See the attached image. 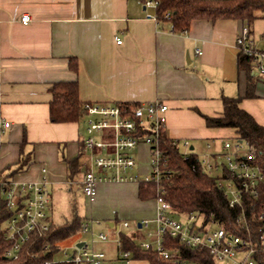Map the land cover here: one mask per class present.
Wrapping results in <instances>:
<instances>
[{
  "label": "crops",
  "instance_id": "crops-1",
  "mask_svg": "<svg viewBox=\"0 0 264 264\" xmlns=\"http://www.w3.org/2000/svg\"><path fill=\"white\" fill-rule=\"evenodd\" d=\"M147 13L152 11L143 0H0V176L18 184L45 181L49 214L53 198L70 195L71 188L86 207L77 214L82 221L130 224L156 215L154 199H138L133 182L99 183L95 201H85L80 173L69 180L65 162L77 159L80 172L89 164L85 122H50L53 83L77 82L83 104L165 103L167 137L188 140L196 156L220 153L225 142L238 141L236 129L207 127L203 116H222V97L244 95L248 82L235 46L243 24L193 20L178 34L168 21L148 19ZM251 38L264 52L263 18L254 21ZM70 58L78 62L76 72L69 69ZM251 83L256 97H242L239 108L264 128V81ZM134 156L133 172L147 173L149 147L140 144ZM22 157L29 164L10 176Z\"/></svg>",
  "mask_w": 264,
  "mask_h": 264
},
{
  "label": "built area",
  "instance_id": "built-area-1",
  "mask_svg": "<svg viewBox=\"0 0 264 264\" xmlns=\"http://www.w3.org/2000/svg\"><path fill=\"white\" fill-rule=\"evenodd\" d=\"M144 8L150 9L148 19H157L158 0H143ZM169 18V12L164 14ZM29 21L27 15L21 17V22ZM171 28V24H170ZM116 44L120 39L115 38ZM235 46L239 53L250 58V66L258 75H264V52L253 43L249 28L243 26L236 35ZM200 54V51H196ZM122 103L101 105L98 103H85L86 111L84 149L89 152V164L81 167L82 195L87 203H93L97 194V185L102 182H153L159 184L162 179H168L171 172L167 166V157L158 143L160 131L165 130L166 111L165 103L154 100L148 103H137L131 110L123 107ZM8 123L3 124V128ZM145 130V133L139 132ZM148 132V133H147ZM140 144L149 147V171L137 174L134 151ZM183 158L192 155L189 141L171 140ZM209 147V146H208ZM220 153H206L197 156V164L211 175H228L218 180L217 185L222 189L229 208H241V213L235 221L239 228L248 234L242 238L238 234L226 229L224 225L209 222L200 228L197 217L193 214L180 219L171 216V206L161 196L154 198L156 202V215L153 219H143L134 222L135 231L142 232L139 240H135L141 250H152L165 261H171L174 250L166 244L169 240L177 241L185 248L191 250H206L213 260V264H260L255 258L256 253L264 254V204L255 215L258 226L259 246L250 238V227L244 218L242 210L243 194L256 196L258 187H264V173L253 163V153L248 144L242 140L234 144L225 142ZM45 172V170H42ZM0 191L11 215L6 224L4 239L9 247L4 253L7 259L15 260L23 244L32 234L43 236L49 228V210L51 198L45 181L32 183H13L1 179ZM160 194H163L161 192ZM15 209V210H14ZM196 223V224H195ZM153 225V228L152 226ZM106 226L114 231L115 236L108 238L103 231L97 228ZM127 221H111L102 223L93 219L82 221L79 233L84 236L64 251L61 257L55 259L60 262L72 264H132L130 250H122L120 234L122 229H129ZM114 242L117 252L114 259H109L105 252L96 247L98 243ZM78 243H82L77 247ZM71 249L68 253L66 250ZM144 262V261H143ZM174 263L186 264L176 258ZM48 264V262L44 263ZM147 264V263H146Z\"/></svg>",
  "mask_w": 264,
  "mask_h": 264
},
{
  "label": "trees",
  "instance_id": "trees-1",
  "mask_svg": "<svg viewBox=\"0 0 264 264\" xmlns=\"http://www.w3.org/2000/svg\"><path fill=\"white\" fill-rule=\"evenodd\" d=\"M158 21H168L171 31L184 34L188 31L193 20H238L243 26L249 28L250 34L254 21L264 19V0H158ZM169 12V18L164 14ZM250 58L238 53L237 65L246 74L247 85L243 96L222 97L223 114L220 117L203 116L205 125L212 128H234L239 135L238 141L246 142L253 153V163L258 165L264 173V128L246 111L239 108L242 97L254 98L255 84L258 74L252 76L253 69L250 66ZM69 69L77 71L78 62L70 58ZM52 99L49 103V119L51 123H64L85 121L86 111L83 103L78 99L77 82H56L50 86ZM124 108L131 110L136 103H122ZM139 132L145 133V130ZM148 133V132H147ZM25 142L23 136L22 143ZM158 143L167 157V166L171 174L168 179H162L159 184L140 181L138 183L137 196L142 201L151 200L161 196L171 206V216L180 219L193 214L197 217L200 228L209 222L224 225L226 229L238 234L242 238L247 237V232L238 227L235 219L241 213V208H229L222 189L217 185L218 180L227 178L223 174L211 175L205 173L197 164V156L192 154L183 158L176 147L172 146L165 130L160 131ZM68 167V179L73 181L80 173V165L77 159L65 160ZM29 164L27 157L21 158L18 164L10 170V176L22 170ZM7 175L1 179L7 180ZM163 192V194H160ZM264 204V187H258L256 196L243 194L242 210L244 218L250 227V238L259 246V236L255 215ZM11 211L6 206L0 191V264H72L71 262L55 261L54 257L59 251L58 244L70 239L79 232L82 217L73 214L63 223L55 224L49 218V228L43 236L32 234L29 240L23 244L19 255L15 260L4 257L9 247L4 239L6 224ZM195 223V224H196ZM122 250H130L132 259L144 261L147 264H177L173 261L178 258L186 264H213V260L206 250H191L185 248L177 241L169 240L166 246L174 250L171 261L163 260L152 250H141L133 236L127 233L120 234ZM254 258L264 264V254L256 253Z\"/></svg>",
  "mask_w": 264,
  "mask_h": 264
},
{
  "label": "rangeland",
  "instance_id": "rangeland-1",
  "mask_svg": "<svg viewBox=\"0 0 264 264\" xmlns=\"http://www.w3.org/2000/svg\"><path fill=\"white\" fill-rule=\"evenodd\" d=\"M259 80L264 81L263 75H258ZM75 190V189H74ZM72 191L70 188L69 194L70 195H63L60 194L59 196H56V198H53L52 201V209L49 214V218L52 221V223L60 224L63 222L68 221L73 214H84V210L86 209L82 197L79 194H76V190ZM77 195V197H76ZM137 223V222H136ZM136 223H131L130 221V227L129 229H122V233H127L128 235L133 236L134 240H139V236L142 234V232H136L135 231V225ZM103 231L108 238H113L115 236L113 230H109L106 228V226H102L100 228H97V231ZM84 236L80 233H77L75 236H73L70 239L64 240L58 244L59 251L56 253L55 258L59 259L61 256V251L63 252L65 248H68L73 243H75L79 239H83ZM96 247L103 252L106 253L107 257L109 256H116L117 247L116 243L114 242H107V243H98L96 244ZM66 252L70 253L71 249L69 248L66 250ZM109 255V256H108Z\"/></svg>",
  "mask_w": 264,
  "mask_h": 264
},
{
  "label": "water",
  "instance_id": "water-1",
  "mask_svg": "<svg viewBox=\"0 0 264 264\" xmlns=\"http://www.w3.org/2000/svg\"><path fill=\"white\" fill-rule=\"evenodd\" d=\"M256 73H252V75H255ZM15 210V209H14ZM82 245V243H78L77 247H80Z\"/></svg>",
  "mask_w": 264,
  "mask_h": 264
}]
</instances>
